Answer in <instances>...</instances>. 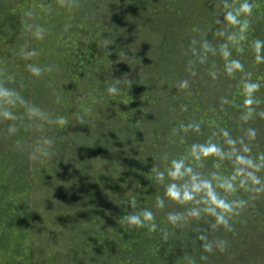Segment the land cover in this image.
Masks as SVG:
<instances>
[{
	"label": "rangeland",
	"instance_id": "obj_1",
	"mask_svg": "<svg viewBox=\"0 0 264 264\" xmlns=\"http://www.w3.org/2000/svg\"><path fill=\"white\" fill-rule=\"evenodd\" d=\"M21 1L27 6L28 15L31 14L34 24L31 26L28 22L32 44L36 38V20L41 14L49 15L52 20L51 28L54 26L53 18L50 17L51 10L57 7V2L62 5L60 0ZM148 1L65 0L64 5L71 10L68 14L72 13L73 19L71 17L67 23L66 11H60V15L55 18V27L48 30L46 39L41 43H34L36 53L39 54L38 67L45 71L40 76L30 72L29 80L32 88L35 85L39 90L47 88L45 98H48L50 108L45 110L47 112L44 113L42 121L47 125V130L52 129L55 133L42 134L44 138L40 135L35 139L52 142L50 145L45 144L44 148L50 153L48 156L54 159L55 168L52 172L43 169L40 173L41 182L32 184L33 195L28 198L31 216H28L30 222L26 221L31 223L30 227L19 230L15 238H11L7 249L13 257L15 251L20 248L30 257L29 260L20 262L13 259L4 248V251H0V264H264V192L245 191L239 184L242 178L233 179L231 182L238 189L235 193L228 192L227 185L221 187L213 181L212 187L220 196L229 201H247L246 207L239 215L229 217L231 231L223 225H217L216 218L205 211L196 213L199 218H196V215H187L189 208H197L202 204L208 206V190L204 187L207 180L200 170L198 149H191L181 137H161L159 128L150 118L143 122L136 136H130L127 132L124 133L120 126L125 125L124 123H118L115 119L107 121L98 116L94 118L93 114L67 121L64 129H50L49 115L53 112L60 93L63 95L68 91L69 96L86 95L92 82L96 81L95 77H91V72L96 76L103 74L115 79V61L117 63V59L123 60L121 55H133V46L122 53L121 47L128 36V30L133 29L137 38L136 35L145 34L148 28L146 24L149 21H140V13L150 14L153 17L150 21L154 25H157L158 21L163 22L164 17L165 21H169L172 13L179 19H184V15L178 12L181 6L175 0H154L155 3L147 6ZM189 1L191 4L187 9L191 12V7L194 6L192 2L195 5L197 2ZM217 1L222 5L231 6L235 0ZM248 1L260 3L252 8L262 9L260 12L252 9L251 13H242L241 22L250 25L247 36L251 31L253 39L261 45L258 57L260 62L258 66L251 64L250 67L251 70L256 67L264 69V0ZM91 8L92 11L87 17V11ZM227 13L220 10V22L225 19ZM85 18L88 19L86 25L83 24ZM24 21L23 16L7 11L2 13L0 25L4 31L8 32L9 28L13 33L23 30ZM170 25L167 24L165 29H169ZM70 31L76 34V41L80 45L78 48L73 47L72 51L67 46L71 42ZM154 31H150V39L152 37L157 40L161 36L163 39L153 50V54L149 57L145 55L148 57L145 64L140 65L147 71L151 69L157 72L160 68L171 74L176 71L175 67L179 61L189 64V60L192 63V58H197L196 63L199 66L196 65V71H189L194 66L186 68L187 83L194 79L201 86L199 78H204L201 69L206 67L207 54L213 55L214 49L223 53L227 48L222 42L221 34L215 42L216 37H213L212 29L207 36L204 35L206 41L192 49L182 41L175 44L176 38L168 39L170 31H166L164 35L160 31ZM221 32L223 36L228 34L227 29ZM194 34L197 33H192V37ZM55 37L63 39V42L57 39L53 43L56 45L57 42H62L66 45L65 56L74 52L73 56H70L72 64L73 61H85L84 67L79 71L84 81L81 87L72 85L71 88L64 89L63 85L70 84L72 80L62 62L63 54L58 52L60 49L48 46L50 40ZM192 40L189 36L188 41ZM118 51L122 53L120 56ZM197 54L202 57L200 61ZM160 60L164 61V65ZM248 60L247 56L243 57V61ZM28 61L33 65L31 58H28ZM99 67L101 69L98 72L95 69ZM49 68L52 70L48 71ZM228 84L234 87L233 77H229ZM222 85L224 86V83ZM192 141L196 142V139ZM173 160L182 164L175 178L169 175L175 171ZM77 162L81 163L83 168L79 174ZM248 178L246 182L251 186V177ZM263 180L261 185L255 187H264ZM173 184L181 196L187 191L193 196V200L181 204L169 198L166 190ZM146 194L149 197L144 199ZM130 195L137 196L136 206L140 211L127 213ZM157 198L164 201L163 207L158 206ZM119 204L123 205L124 209L120 210ZM145 209L151 211L154 216V221L146 222L148 226L137 228L123 221L125 215L139 214ZM170 213H180L181 220L173 224L168 220ZM151 223H155V231L150 229ZM201 236L205 239H200ZM217 241H227L224 251L219 249ZM206 242L213 243L212 252L205 251Z\"/></svg>",
	"mask_w": 264,
	"mask_h": 264
},
{
	"label": "trees",
	"instance_id": "obj_2",
	"mask_svg": "<svg viewBox=\"0 0 264 264\" xmlns=\"http://www.w3.org/2000/svg\"><path fill=\"white\" fill-rule=\"evenodd\" d=\"M175 1L181 6L178 12L184 15V19L181 20L172 13L169 21H165L164 17L163 22L158 21L157 25H154L150 21V18H153L150 14L140 13L139 20L149 21L146 24L148 28L145 34L136 35L137 38L133 29L128 30L126 42H123L121 48L124 53L133 46V55H121L122 53L118 51V55L123 56V60L117 59V63L115 61V79L105 77L103 74L96 76L91 72V77H95L96 81L92 82L86 95L69 96L68 91L63 95L60 93L55 108L49 115L51 123L54 124L50 123V129L66 127V124L58 123L60 117L72 121L93 114L94 118L98 116L107 121L115 119L118 123H124L125 125H120L124 133L136 136L143 122L150 118L159 128L161 137L179 136L191 149H198L200 170L207 182L212 184L215 181L216 184L225 187L233 179L242 178L243 181L248 182L250 173L262 181L264 179V104L262 103L264 102V69L256 67L251 70L250 67L251 64L258 66L260 49L257 50V41L253 39L251 31L247 36L250 25L247 24L245 28L244 23L241 22L243 12L240 11V7L249 1L235 0L233 5L225 4V6L217 0H196L197 5L191 1L194 5L191 7L193 8L191 12L187 9L191 4L189 0ZM153 2L156 1L149 0L148 4L145 3L150 6ZM57 4L50 13L54 26L50 28L52 20L49 19V15L41 14L42 16L40 15V18L36 20L34 33L38 28L43 29V38H37L33 33L36 38L30 44L32 39L28 32V22L31 26L34 24L31 14L28 15L27 6L21 0H0V20L2 13L7 11L19 14L25 20L23 24L25 31L12 33L8 28L7 32L0 25V90L10 94L7 97H0V251H4V248L5 251L8 249L11 238L18 234L19 230L30 227L31 223L26 221L30 222L28 216H31L28 198L33 195L32 184L41 182L40 173L43 169L52 172L55 168L54 159L41 154V150H45V143L41 141L42 139H35L42 134L47 135L52 132V129H46L47 125L45 126L42 121L44 113L47 112L45 110L50 108L48 98H45L47 88L39 90L36 85L32 88L29 80L30 71L27 67L30 62L23 52L35 50L34 43H41L46 39L48 30L55 27V18L57 19V15H60V11H66L67 23L70 22L71 17L73 19L74 16L72 13L68 14L71 10H68L66 5L60 6L59 2ZM249 4L260 5L256 1ZM252 9L262 11L257 7ZM220 10L227 11V15L231 12L240 23L228 21L227 15L220 22L218 18ZM91 11L92 8L87 11V17ZM87 22L88 19L85 18L83 24L86 25ZM169 23L170 28L165 29ZM177 28L179 30H176ZM211 29L214 30L215 42L217 36L221 34L222 42L227 48L223 53L214 49L213 55L207 54L206 67L201 69L204 78H199L201 86L193 79L188 83L187 90L180 87L181 82L186 81L185 76L188 72L186 68L194 66L189 71H196V65L199 66L196 63L197 58H192V63L189 60V64L179 61L175 67L176 71H172L171 74L160 68L157 72L151 69L147 71L140 65L145 64L146 58L153 54V50L163 39V36L157 40L152 37L150 39L148 37L151 34L150 31H160L163 35L166 31H170L168 36L166 34L168 39L176 38L175 44L182 41L192 49L206 41L204 35L207 36ZM226 29L228 34L223 36L221 31L225 32ZM190 32L197 34L192 37ZM69 34L71 42L67 46L72 51L73 47L78 48L80 45L76 41V34L72 31ZM172 34L174 37H171ZM189 36L193 39L192 42L188 41ZM57 39L63 42L62 38L55 37L50 40L48 46L59 48V54H63L62 62L67 69V75L72 80L70 84L63 87L65 90L72 85L81 87L84 81L79 71L82 66L84 67L85 61L80 60L79 63L73 61L72 64L70 56H73L74 52L67 53L65 56L66 45L62 42L54 45L53 42ZM38 55L31 58L35 66L40 63ZM143 56H145L144 61H142ZM246 56L249 59L248 62L243 61V57ZM197 57L199 61L202 58L199 54ZM163 62L161 61L162 65H164ZM233 62H238L240 67L236 68ZM100 69L101 67L95 70L99 72ZM229 77L234 78V87L229 86ZM248 84L258 85V88L248 93L245 90V85ZM208 85L210 86L207 87ZM109 87H116L117 93L109 94ZM249 98L253 102L246 105L245 100ZM5 110L11 111L15 119H5L3 117ZM12 127L15 131H10ZM249 130L255 132L254 137ZM42 138H44L43 135ZM192 139H196V142ZM210 146H215L217 151L213 155L206 156L203 149ZM33 153L39 159L30 160L29 157ZM62 157L64 158V154ZM77 166H79L77 169L79 174L83 168L79 162ZM147 197H149L148 194L143 196L144 199ZM136 198V195H130L131 200L126 207L127 213L140 211V208L136 206ZM133 202L135 207L132 206ZM206 207L207 204H202L197 208H189L187 215L200 214ZM118 208L122 210L124 206L119 204ZM7 253H10L12 257L10 250H7ZM12 258L22 262L29 260L30 257L18 248Z\"/></svg>",
	"mask_w": 264,
	"mask_h": 264
},
{
	"label": "clouds",
	"instance_id": "obj_3",
	"mask_svg": "<svg viewBox=\"0 0 264 264\" xmlns=\"http://www.w3.org/2000/svg\"><path fill=\"white\" fill-rule=\"evenodd\" d=\"M60 3L63 6L65 4V0H60ZM251 10H252V6L247 2L242 4L240 7L241 12L251 13ZM226 19L232 23H240V21L237 20L236 16L233 15L231 12L226 16ZM243 27H245V28L247 27L246 22L244 23ZM43 31H44L43 29H39V28L37 29V31L35 33L37 38H41V39L43 38ZM260 46H261L260 42H257V44H256L257 50H259ZM23 55L25 56V58L30 59V58L36 56L37 53L35 50H33V51L23 52ZM233 63H234V66L236 68L240 67V64L238 62H233ZM27 67H28V70L35 76H40V75H42L43 71H45V69L38 67V66H35V65H31V64H29ZM47 70L51 71L52 69L49 68ZM130 83H131V81L129 80V84ZM180 87L187 88L188 87L187 81L181 82ZM257 88H258V85H255V84L245 85V90L248 93H251L252 91H254ZM108 92H109V94H116L117 88L116 87H109ZM9 95L10 94L8 92L0 90V97H7ZM252 102L253 101L251 100V98L245 100L246 105H250ZM9 103H11V101H9ZM3 117L5 119H15L12 112L9 110H5L3 112ZM58 123L63 125V124L67 123V120L63 117H60V118H58ZM10 131H15V128L14 127L10 128ZM249 131H250V134L254 137L255 132L252 130H249ZM44 143L50 145L52 142L49 140H45ZM216 151H217V149L215 148V146H210V147L203 149V152L206 156L213 155L216 153ZM41 154L42 155H50V153L46 150H41ZM29 158H30V160H33V161L39 159V157L35 153L31 154ZM172 166L175 169V171L170 172L169 175L171 177L175 178L178 175L179 169L181 168L182 164L177 163V161L173 160ZM249 176L251 177V180H252L251 186H248L247 182L242 180L240 182V187L244 188L245 191H252V192H256V193L264 192V187H255L256 185H261L260 178H258L257 176H255L251 173L249 174ZM204 187L207 188V190H208L207 191L208 206L205 208V213L210 214L213 217H215L217 225H223L225 228H227L229 231H231L232 228H231V225L229 224V217L231 215H239L240 211H242L246 207L247 201H245L243 199H235V200L229 201L226 197L220 196L216 192V190L213 189L211 182H207L204 185ZM226 190L230 193H235L238 189H237L236 185L229 182L226 186ZM166 195L169 198H171V199H173V200H175L181 204L188 203V202H191L193 200V196L187 191L183 193V196H181V193L178 190H176V186L174 184L167 188ZM157 203H158L159 207L164 206V201L160 198H157ZM132 206L135 207L134 202H133ZM194 215H196V218H199L198 214H194ZM168 220L170 222H172L173 224H176L178 221L181 220V214L180 213H170L168 216ZM123 221L126 222L129 226H134L137 228H143V227L148 226L146 224V222L154 221V216H153V213L151 211L145 209L139 214L131 213V214L125 215L123 217ZM150 229L152 231H155V229H156L155 223H151ZM199 238L202 240L205 239V237H203V236H201ZM216 244L221 251H224L226 246H227V241H217ZM204 249L207 252H212L213 251V243L206 242L204 244Z\"/></svg>",
	"mask_w": 264,
	"mask_h": 264
}]
</instances>
